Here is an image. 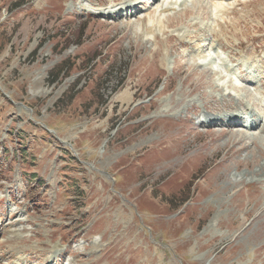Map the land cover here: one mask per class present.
I'll list each match as a JSON object with an SVG mask.
<instances>
[{
	"label": "rangeland",
	"instance_id": "rangeland-1",
	"mask_svg": "<svg viewBox=\"0 0 264 264\" xmlns=\"http://www.w3.org/2000/svg\"><path fill=\"white\" fill-rule=\"evenodd\" d=\"M127 1L0 0V264H264V0Z\"/></svg>",
	"mask_w": 264,
	"mask_h": 264
},
{
	"label": "bare ground",
	"instance_id": "bare-ground-1",
	"mask_svg": "<svg viewBox=\"0 0 264 264\" xmlns=\"http://www.w3.org/2000/svg\"><path fill=\"white\" fill-rule=\"evenodd\" d=\"M173 2H175V1H173ZM190 2V0H182V3L181 4H179V6H181L183 9H185L186 7H187V4ZM134 3H135V1L134 0H129V1H127V2H125L124 4H123V6L120 8V9H118L116 12H114V13H112V14H106L107 16H110V17H114V18H118V17H125L126 18V16H131V17H135L136 15H138V13H136V12H133V9H134ZM149 3V2H148ZM177 3V2H176ZM176 3H174V5H176ZM177 6V5H176ZM80 7H82L81 5H80ZM174 8H175V6H174ZM173 8V9H174ZM109 9H113L112 7L111 8H109ZM177 9V8H176ZM223 9V8H222ZM172 10V9H171ZM219 10V9H218ZM174 11V10H173ZM220 11V10H219ZM127 13H129V15L127 14ZM163 14H157V15H152V17L150 18V17H148V21L150 22V23H154V31H156V26H155V24H156V22L157 23H159L160 22V19H161V16H162ZM244 18V17H243ZM241 21H242V19H241ZM142 22V21H141ZM169 24V23H168ZM171 24V23H170ZM143 25V24H142ZM169 26V25H168ZM137 28V27H136ZM158 30L160 29V27H158L157 28ZM149 31H151V30H149ZM153 31V32H154ZM158 32V31H157ZM201 41L202 42H204V44H202V46L200 47V49H201V51H205V50H210L211 51V53H217V50L215 49V47L214 46H210L209 45V43L211 42L210 41V38H202L201 39ZM172 48V47H171ZM186 50V49H185ZM219 52H221V51H219ZM222 53V52H221ZM202 54V53H201ZM208 57V56H207ZM207 57H205V58H207ZM217 57V56H216ZM230 64H234L235 63V61H234V59H229V61H228ZM222 66L224 67V68H226V71L228 72V73H230L231 72V67L229 68L227 65H225V64H222ZM237 67H238V65H237ZM206 70L208 71V74H217L218 73V70H216V69H213V67L212 66H210V67H208V68H206ZM190 76V75H189ZM224 79V77H223V75L220 77V81H222ZM243 80V82H245L246 84H249L250 85V83L248 82V81H246V79L245 78H243L242 79ZM205 82V81H204ZM202 84V83H201ZM229 87H232L233 89H235V88H239V87H235L234 85H231V84H229L228 85ZM227 86V87H228ZM207 87V86H206ZM222 88V87H221ZM261 90V89H260ZM180 96V95H179ZM182 96V95H181ZM227 97H229V95H227ZM230 98V97H229ZM231 100H233L234 101V103H235V106L237 107V109L236 110H234V117H231L230 115H227V114H222V116L221 115H216V116H208V117H206L205 118V121L202 123V125L203 126H205V127H208V128H212V127H214V126H220V127H223L224 128V131H228V130H232V129H240V127L241 128H243V129H245L246 130V132L247 133H249V134H251V133H255V132H258L259 131V134H260V136L259 137H261V138H263L264 139V121L262 120V118H263V116H260V115H256L255 114V111H253L252 109H248V108H245V109H241V107L243 106V103H239V102H241L240 101V99H231ZM211 102V101H210ZM214 102V101H213ZM170 107V106H169ZM169 107L168 106H165L163 109H161L160 111L161 112H167V110L169 109ZM186 107V106H185ZM179 114V112H177V113H174V114H170L171 116H177ZM204 115V112H202L201 113V116H203ZM182 116V115H181ZM245 117V118H243V117ZM194 119V118H193ZM244 121V122H240V121ZM199 130V129H198ZM207 130V129H206ZM257 137V136H256ZM256 137H252V136H249V138H251V139H255ZM236 138V137H235ZM260 141V140H259ZM249 143V142H248ZM261 143V142H260ZM262 145H260V146H263L264 145V141H262V143H261ZM249 148V147H248ZM260 172H263V174H261V178L262 177H264V160H263V162L260 164V165H258L257 166V170L256 171H254V172H252L251 173V175H252V178H250L249 180H251V181H253V176H255V175H258V173H260ZM247 173H248V170H247ZM249 174V173H248ZM250 175V176H251ZM259 176V175H258ZM242 178H248L247 177V175H246V172H242V173H237V174H232V179H235V180H237V179H239V180H241ZM259 179V178H258ZM234 181V180H233ZM264 181V180H263ZM263 183V182H262ZM219 214L220 213H217L215 216H214V218L212 219V221L209 223V227L210 228H213V227H215L214 226V222H215V220L217 219V217L219 216ZM22 231V230H21ZM20 230H19V232H21ZM19 232L17 231V230H15V229H12V230H10L9 229V231L7 232L8 233V235L10 236V238L12 239H15L14 237H17L18 235H19ZM24 234V233H23ZM19 237V236H18ZM18 237H17V239H18ZM23 237H24V235H23ZM9 238V239H10ZM23 240H25V239H23ZM95 243H97V242H95ZM94 243V244H95ZM101 243V242H100ZM100 243H98V245L100 244ZM97 245V246H98ZM99 246H101V244L99 245ZM92 247H95L94 245L92 246ZM50 256H48V259L49 260H53L54 258H56L57 257V254H60L61 255V253L62 254H64L65 253V251L64 250H62L61 251V249L58 247V246H53L51 249H50Z\"/></svg>",
	"mask_w": 264,
	"mask_h": 264
},
{
	"label": "trees",
	"instance_id": "trees-1",
	"mask_svg": "<svg viewBox=\"0 0 264 264\" xmlns=\"http://www.w3.org/2000/svg\"><path fill=\"white\" fill-rule=\"evenodd\" d=\"M38 50V49H37ZM68 67L65 62L61 64L57 70H55L52 74L49 75V84L54 85L57 84L58 81L63 77V75L66 73Z\"/></svg>",
	"mask_w": 264,
	"mask_h": 264
}]
</instances>
